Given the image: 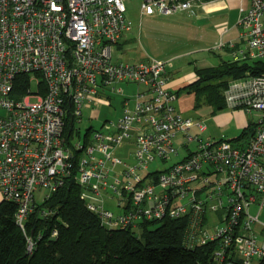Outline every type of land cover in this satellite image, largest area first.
I'll return each instance as SVG.
<instances>
[{
	"label": "built area",
	"instance_id": "built-area-1",
	"mask_svg": "<svg viewBox=\"0 0 264 264\" xmlns=\"http://www.w3.org/2000/svg\"><path fill=\"white\" fill-rule=\"evenodd\" d=\"M219 1L141 0L140 12L170 15ZM246 4L230 54L264 60V0ZM125 12L124 0H0V204L15 205L30 252L29 213L73 178L107 228L176 219L190 246L215 242L214 255L225 264H257L264 257V71L230 79L223 92L225 107L257 114L247 139L191 135L205 125L178 109L170 60H113V46L129 29ZM121 84L135 91L125 96ZM116 95L120 115L73 143L83 110ZM177 137L185 140L182 158L150 169L178 156ZM124 144L132 150L122 160L114 151Z\"/></svg>",
	"mask_w": 264,
	"mask_h": 264
},
{
	"label": "trees",
	"instance_id": "trees-1",
	"mask_svg": "<svg viewBox=\"0 0 264 264\" xmlns=\"http://www.w3.org/2000/svg\"><path fill=\"white\" fill-rule=\"evenodd\" d=\"M238 45L223 49L230 54ZM216 55L217 64L196 69V79L175 91L177 96L193 94L194 109L209 106L212 112L224 110L223 92L230 79L264 71L263 59L234 60ZM21 79L27 84V76ZM70 131L68 120L63 133ZM251 133L252 124L248 123L229 141L245 140ZM14 212L13 203L0 204V264H225L214 255L217 243L190 246L184 222L176 219L143 221L132 229L101 225L97 214L87 209L73 178L66 179L29 213L25 228L34 242L30 252ZM257 264H264V257Z\"/></svg>",
	"mask_w": 264,
	"mask_h": 264
},
{
	"label": "rangeland",
	"instance_id": "rangeland-1",
	"mask_svg": "<svg viewBox=\"0 0 264 264\" xmlns=\"http://www.w3.org/2000/svg\"><path fill=\"white\" fill-rule=\"evenodd\" d=\"M232 1L229 0L224 9L213 15L206 14L200 7L193 5L188 10L170 15L156 13L147 16L141 15V0H124L125 17L129 21V29L124 32L120 40L121 45L113 46V60L130 63H138L147 59L170 60L173 64L171 71H175L190 65L191 62L193 64L194 60L200 56L210 59L212 64L218 63V57L215 54H220L223 58H231V54H227L223 48H219V45L225 41L217 25L222 21L226 22L227 26H232L237 22L239 0L233 3ZM236 43H240L239 39L236 40ZM120 86L123 88L125 96L131 95L135 91V85L121 84ZM120 101L121 96L116 95L106 104L98 106L93 104L92 108L84 109L81 121L75 125L79 133L74 130L72 134L73 143L83 144L88 128L92 134L93 131L100 129L104 120L117 118L122 108ZM210 110L211 108L204 106L200 109L191 107L183 111L185 116L199 120L205 125V131L197 132L191 129L189 131L191 135L198 134L204 140H231L240 133L241 130L236 129L235 118H230L231 114L229 113L233 112L231 109L225 107L224 110L215 112V115ZM92 111H95V114H92ZM245 114L253 126V123L257 121V114L255 111ZM184 142L185 140L180 137L175 138L174 143L178 146V156L168 163L150 164V169L169 166L172 162L182 158L185 148L181 147V144ZM189 146L192 147V145ZM130 150H132V146L124 144L117 148L114 154L125 160L129 157ZM181 201L185 202L186 200ZM109 207L114 210L113 205ZM256 212L257 208L252 205L250 213L255 215ZM217 217V213H211V218L217 219ZM258 217L260 221L264 222V209L259 212Z\"/></svg>",
	"mask_w": 264,
	"mask_h": 264
},
{
	"label": "crops",
	"instance_id": "crops-1",
	"mask_svg": "<svg viewBox=\"0 0 264 264\" xmlns=\"http://www.w3.org/2000/svg\"><path fill=\"white\" fill-rule=\"evenodd\" d=\"M228 1L229 0H221L217 3H212L209 5H206L205 7H200V8L206 14H210V15L217 14L228 5ZM236 1L238 0H233L232 3ZM246 3H247V0H239V6L247 5ZM219 24L217 26L219 27V30L224 37L225 43H227L226 47H228L230 44H235L236 40L238 41V38H237L238 29H237L236 23L232 26H227L226 22L222 21ZM212 65L214 64L210 62V59H207L204 56H200L197 60H194L193 64L191 62L190 65L188 66L181 67L179 69H176L175 71H171V68L173 67V64L171 61L168 66V77H169L168 86L169 88L176 91L179 88L183 87L184 85H187L193 82L196 79V74H195L196 69L206 68ZM181 97L183 98L181 99ZM193 100H194L193 94H186V93L179 94L178 101H177L178 109L181 110L183 113V111L188 110L189 108L193 106ZM206 107L211 108L209 106H206ZM210 111L213 115H215V112H212V108ZM231 111L233 112L229 113L231 114L230 118L231 119L235 118L236 129H240L242 131L248 125V123H250V121L248 120L245 114L249 112H245L242 109H231Z\"/></svg>",
	"mask_w": 264,
	"mask_h": 264
}]
</instances>
